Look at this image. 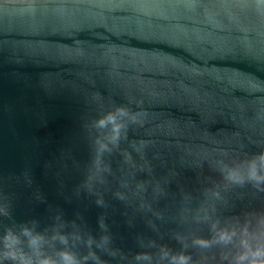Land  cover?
<instances>
[{
  "label": "water",
  "instance_id": "water-1",
  "mask_svg": "<svg viewBox=\"0 0 264 264\" xmlns=\"http://www.w3.org/2000/svg\"><path fill=\"white\" fill-rule=\"evenodd\" d=\"M187 2L0 0V264H251L264 248L249 179L253 162L264 176V5L193 0L215 27ZM119 108L111 143L96 122Z\"/></svg>",
  "mask_w": 264,
  "mask_h": 264
},
{
  "label": "clouds",
  "instance_id": "clouds-1",
  "mask_svg": "<svg viewBox=\"0 0 264 264\" xmlns=\"http://www.w3.org/2000/svg\"><path fill=\"white\" fill-rule=\"evenodd\" d=\"M257 4L258 5H264V0H257ZM180 6V5H178ZM184 7L187 8L189 15V20L190 22H193V17H200L202 16V20H199L197 22H204L207 23L209 25L215 26V27H221L223 25V21L221 19V12L220 11H216L213 10L212 8H205L203 13H201L199 11L200 5L193 2V0H188L187 3L183 4ZM99 7H101V5H99ZM234 19V18H233ZM185 32H187V29L184 30ZM255 83L257 84V87L253 90H256L259 85L258 83L255 81ZM117 114L119 116H127L128 112L126 109L124 108H119L117 109V113H109L107 116H105L104 118L100 119L99 121L96 122V127L98 128H107L108 125H112V131H113V136L111 137V143H117L119 138H120V132L121 130L125 127L123 124H120L117 122ZM135 117H133V120L135 121ZM99 143V141H98ZM108 150V146L107 144H100V151H106ZM261 160L262 163H264V156H261L259 158ZM229 179L233 180L234 182H242V177H239L235 172H231L229 174ZM249 179L252 180H256L258 182L264 181V176H259L257 174L256 171V166L255 163L253 162L251 165V171L249 174ZM97 203L102 204L103 201H97ZM103 226V225H102ZM24 234L31 236V245L32 246H39L41 240L43 239L42 236L39 235H32L30 230H28L27 228L24 229ZM7 239L9 241H11V243L8 245V247H12L13 244L18 242V239L11 233H9ZM62 240H64V238H61ZM221 240H230V237L227 236V234L222 235L220 237ZM66 242V240L64 241ZM89 243H91V241H89ZM197 244H199L202 247H207L209 246V242L208 241H204V240H199L196 241ZM165 255H167V253H165ZM253 256L256 257V259H253L251 261V264H264V259H259L260 257H264V248L258 249L255 252H253ZM11 258L12 259H16V255L15 253L11 254ZM61 259L63 264H79V260L73 256L72 254L68 253V252H64L61 253ZM137 259H148V257H137ZM241 260L246 259V257H241ZM190 261V257L187 256H179V257H173L172 258V264H189ZM21 264H32V262L30 260L21 258ZM40 264H57V262L52 261L50 259H43L40 261Z\"/></svg>",
  "mask_w": 264,
  "mask_h": 264
}]
</instances>
